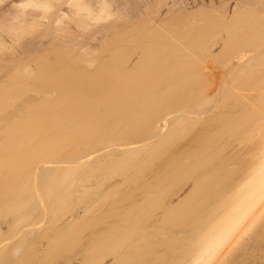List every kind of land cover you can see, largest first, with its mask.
<instances>
[{
    "label": "bare ground",
    "instance_id": "bare-ground-1",
    "mask_svg": "<svg viewBox=\"0 0 264 264\" xmlns=\"http://www.w3.org/2000/svg\"><path fill=\"white\" fill-rule=\"evenodd\" d=\"M94 194L118 221L78 251ZM38 223L47 264H264V0H0V264Z\"/></svg>",
    "mask_w": 264,
    "mask_h": 264
},
{
    "label": "rangeland",
    "instance_id": "rangeland-1",
    "mask_svg": "<svg viewBox=\"0 0 264 264\" xmlns=\"http://www.w3.org/2000/svg\"><path fill=\"white\" fill-rule=\"evenodd\" d=\"M192 101V100H191ZM191 101H189L190 103H191ZM189 102H187V103H189ZM192 104H193V107H192ZM195 103L193 102V103H191V106L189 105L188 107H190L191 109H195V105H194ZM188 105V104H187ZM191 117H192V115H191ZM193 117H196V116H193ZM173 122V121H172ZM171 123V122H170ZM186 125H190V128H188ZM186 125H184L183 126V128L185 127L186 128V130L188 131V132H179L180 133V135H182L181 136V138H180V136L179 135H177V137L178 138H180V139H177V137H176V141L173 139V141H171L170 143H169V145H168V147L165 149V147L163 148L162 146H158V139H155V140H153V141H151L152 143H154V145H155V142L157 143V145H155L156 147H151V148H149L148 150H154V151H152V154H153V152H157V157L155 158L156 160L155 161H153V162H155V164H154V166H152L153 165V163L152 164H150V166H148L147 168H145L144 169V173L142 174V175H144V176H142V175H138L137 174V172L135 173V171H133L132 170V172L131 171H129L130 172V174L128 173V176L127 177H129L130 178V175H133V176H131V178H132V180L134 181L133 183L134 184H136L137 183V187L139 186V184L140 183H142V182H151L150 184H152V182H153V176H154V168H155V170H156V167H155V165H157V166H160V165H158L159 164V162H161L162 163V161H164V159L166 160V158H167V155H170L171 156V154L173 155V154H175V153H177L178 151L177 150H179V149H181L182 148V144L184 145L186 142H188V140H190V137H189V134L191 133L192 134V132L193 131H195V130H198L199 128H200V126H192L191 124H186ZM172 127H174V126H172ZM178 127V126H177ZM171 128V127H170ZM180 128V127H179ZM185 128L183 129V130H185ZM197 128V129H196ZM172 130L173 129H176V126L174 127V128H171ZM182 129V128H181ZM194 129V130H193ZM174 131H176V130H174ZM177 132V131H176ZM190 134V136H191V138L193 137L192 135ZM193 135H194V133H193ZM189 137V139H187ZM176 143H177V145H176ZM187 144V143H186ZM157 147H160L161 149H165L166 151L164 152V150H162L161 151V149L160 150H157L158 148ZM147 150V151H148ZM157 150V151H156ZM158 151H161V153L159 152V154H158ZM176 151V152H175ZM148 152H150V151H148ZM172 152H174V153H172ZM165 153H166V156H164L165 155ZM146 154V153H145ZM151 154V152L150 153H148L147 154V157L149 158V155ZM162 157V160H160V158ZM157 163V164H156ZM151 168H153V169H151ZM150 169V170H153V171H150L149 170V172H148V170ZM113 171H115L114 169H112ZM112 171V173H111V175H114L113 177V180L111 181V182H115V179H116V181H122L123 179H125V176H123L122 177V174L123 173H120V172H118L119 173V175H121V177L117 174V172H113ZM137 174V175H136ZM145 174H147V176L145 175ZM118 177H117V176ZM141 176V177H140ZM144 177V178H143ZM146 177V178H145ZM122 178V179H121ZM135 178H137V179H135ZM140 178H143V179H140ZM144 179H146L145 181H144ZM137 180H139V181H141L140 183H139V181H137ZM143 180V181H142ZM122 183H124L123 181H122ZM121 183V189H119V191H116V193H115V195H113V198H119V197H123V195L124 194H127V193H125V192H128L130 189H131V187L133 188L134 187V184L133 183H131V182H128V184L127 183H124L125 185H126V187H125V185L124 184H122ZM154 183V182H153ZM119 187V188H120ZM104 188V187H103ZM110 188V187H109ZM176 188V187H175ZM175 188H173L174 189V191L176 192V190H175ZM107 189H108V187H107ZM129 189V190H128ZM172 189V190H173ZM109 190H111V189H109ZM106 191H108V190H106L105 189V191L104 192H106ZM173 191V192H174ZM175 192H174V194H175ZM143 192H137V195H136V198H138V200L140 201V203H139V205L141 204V202L143 201V199H144V197L147 195V193H146V195L145 194H142ZM100 194V193H99ZM99 194H94L93 195V197L95 198V204H94V210H92V212L88 215V218H87V216L85 217V218H87L86 220H85V222H88V223H85V226H84V222H83V225H81V232L79 231V233H80V235H78V237H80L81 239V241L79 240V241H77V243H76V249L78 248V251H83L84 250V245L85 246H87L90 242H92V240H96L97 239V237L98 236H101L103 233H104V231L108 228V226H110V224L112 225V224H114L115 222H117L118 221V219H117V221H116V219L114 218H112L110 221L109 220H107L106 221V219L105 218H107L108 219V217H106V212H104L103 213V211H106V209L108 210V206H107V204L106 203H104V201H97L98 200V198H99ZM88 194L86 193V195L85 196H87ZM139 195V196H138ZM142 195L144 196V197H142ZM112 196H110V198H111ZM178 197V196H177ZM177 197H173V199L175 200V199H178ZM142 199V200H141ZM136 200L137 199H135V202H136ZM105 201H107V200H105ZM138 201V202H139ZM125 202H128V203H126V204H124V205H122L121 207H123V206H125L124 208L125 209H127V207L128 206H130L129 204H132L133 202H134V200L132 201L131 200V202H129V201H125ZM124 202V203H125ZM138 202L135 204V205H137L138 204ZM105 204H106V206H105ZM142 204H143V202H142ZM141 204V205H142ZM74 204H71L70 206H69V208L68 209H70V210H68L67 208H66V211L65 212H63V214L62 213H59V215H56V217L55 218H57L56 220H59V221H57V224L56 225H58V227L60 226L61 228H63V229H68L69 227H70V225L72 224L71 222L74 220V222L76 221V220H78L77 218H79V215L81 216V213L83 214V211H84V208H83V206H81V205H77V206H73ZM126 205H127V207H126ZM73 207V208H72ZM82 209H81V208ZM72 208V209H71ZM76 208V209H75ZM83 210V211H82ZM75 211V212H74ZM72 212H74V213H72ZM77 212V213H76ZM64 213H65V216H64V218H63V215H64ZM72 213V214H71ZM77 214V215H76ZM99 214H102V215H100L99 216ZM49 215V216H48ZM47 215V218H49L50 219V217L52 216H54V215H50V214H48ZM104 215H105V218H104ZM58 216V217H57ZM71 216H73V217H71ZM76 216V217H75ZM83 216V215H82ZM81 216V217H82ZM99 216V217H98ZM60 217V218H59ZM96 217H98V218H100V219H98L99 220V222H97L98 220H97V218ZM101 217H103L105 220L103 221L102 219L103 218H101ZM46 218V216H45V224H48L49 223V219H47ZM63 218V219H62ZM68 218H69V220H68ZM91 218H92V220H94V218H95V220L94 221H96L97 223H90V221L91 222H93L92 220H91ZM81 220H84V218L82 219V218H80ZM71 220V221H70ZM102 220V221H101ZM115 220V221H114ZM41 221V222H42ZM67 221H70V222H67ZM106 221V222H105ZM42 222V223H43ZM47 222V223H46ZM59 222L61 223V224H59ZM62 222H64L63 224H65V225H62ZM66 222V223H65ZM101 222V223H100ZM103 222V223H102ZM111 222V223H110ZM43 223V224H44ZM68 223V224H67ZM71 223V224H70ZM90 223V224H89ZM39 224H41V223H38L37 225H35V226H32L33 227V229H34V231L33 230H31L30 229V227L31 226H26V227H23V228H21L20 230V233L16 236L17 238L19 237H21V239L25 236V234L26 235H29L28 234V231H29V233H30V237H32V235H34V237H35V239H34V241H35V244L37 243V245H36V247H35V245L31 248V252L34 254V258H35V256H36V258L33 260V259H29V261H28V259L27 260H25V261H23L22 262V264L24 263V264H47V261L45 260V255L47 254V252H49V250H47L48 248H49V243H48V241L50 242V240L51 239H54L53 237H57V236H55L56 235V232H55V230H54V232H52L53 230H52V228H50V227H48V225H44L43 226V224H41V225H39ZM67 224V225H66ZM50 225V224H49ZM146 225H147V222H146ZM37 226H39L38 227V229H40V231H42V236H40L41 235V232H40V235H38V229H37ZM87 226H90V227H87ZM35 227V228H34ZM45 227H47V228H45ZM53 227V226H52ZM66 227V228H65ZM55 228H57V227H55ZM90 230H89V229ZM94 228H96V230L94 229ZM28 229H30L31 231H32V234H31V232H30V230H28ZM36 229V230H35ZM41 229H45V230H41ZM49 229H51L52 231H51V233H50V231H49V233L50 234H53V235H49V234H47L48 232V230ZM28 230V231H27ZM102 230H103V232H102ZM26 231V232H25ZM38 233H37V232ZM46 233V235L48 236L49 235V237H50V240L48 239V237L46 238V235H43L44 234V232ZM90 231H92V232H90ZM95 231V232H94ZM99 232V234H98V236H96L97 235V233ZM33 233H36V235L35 234H33ZM101 233V234H100ZM95 234V235H94ZM37 235H38V238H36L37 237ZM44 236H45V238H44ZM12 238V239H9V240H7V241H10V240H12V241H10L9 242V244H6V245H9V246H12V244H14V243H16V241H18V240H21V239H17V238ZM34 237H32V239L34 238ZM39 237H40V240H38L39 239ZM42 237V238H41ZM52 237V238H51ZM92 239V240H91ZM87 240H90V242L89 241H87ZM5 242V243H8V242ZM41 241V242H40ZM82 244H81V243ZM86 243H87V245H86ZM39 244H40V246H39ZM48 244V245H47ZM78 245H80V246H78ZM37 248V249H36ZM41 248V249H40ZM82 248V249H81ZM86 248V247H85ZM39 249V250H38ZM46 249V250H45ZM81 249V250H80ZM34 250V251H33ZM35 250L37 251V253L35 252ZM42 251L44 252H46L45 254L44 253H42ZM40 252V253H39ZM69 256H74V254L73 253H71V254H69ZM120 256V254H108L107 256H104L103 258H102V260L100 261V263L101 264H113V263H115L114 262V259L115 258H118ZM56 261V260H55ZM61 262H63V261H61ZM108 262V263H107ZM113 262V263H112ZM56 263H57V261H56ZM99 263V264H100ZM48 264H53V261L52 262H49Z\"/></svg>",
    "mask_w": 264,
    "mask_h": 264
}]
</instances>
